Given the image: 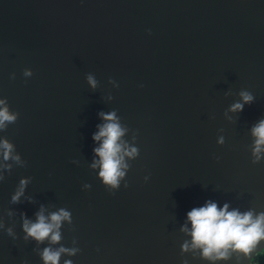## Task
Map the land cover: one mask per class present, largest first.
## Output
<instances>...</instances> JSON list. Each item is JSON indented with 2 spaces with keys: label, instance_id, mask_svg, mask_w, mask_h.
<instances>
[{
  "label": "water",
  "instance_id": "obj_1",
  "mask_svg": "<svg viewBox=\"0 0 264 264\" xmlns=\"http://www.w3.org/2000/svg\"><path fill=\"white\" fill-rule=\"evenodd\" d=\"M0 100L17 117L0 129V264L61 248L58 264H252L264 249L206 257L188 219L208 203L264 214V0H0ZM101 113L136 149L116 187L94 151ZM61 209L59 241L25 231Z\"/></svg>",
  "mask_w": 264,
  "mask_h": 264
},
{
  "label": "clouds",
  "instance_id": "obj_2",
  "mask_svg": "<svg viewBox=\"0 0 264 264\" xmlns=\"http://www.w3.org/2000/svg\"><path fill=\"white\" fill-rule=\"evenodd\" d=\"M25 75H31V72L26 71ZM88 82L93 87L96 85V81L92 76H88ZM241 96L245 102H250L253 98L250 94L242 92ZM0 104H4L3 100H0ZM242 104H234L232 110H242ZM105 120L109 123L99 126L100 130L93 136L94 140H100L103 138V142L100 147L94 149L95 153L100 157V177L103 178L105 184H110L112 187H116L119 183L118 178L124 176V172L121 171V167H127L123 164L124 155L133 156L136 154V149H125L123 154L121 144L118 143L120 137L123 135L124 130L120 125L115 122V113L104 114L101 113ZM16 115L9 113L7 106L0 108V129L6 128L7 123H13L16 120ZM253 135L257 137L255 144L256 148L254 152L258 154L261 150L260 146L264 145V120L252 129ZM0 148H2L4 159L7 160L12 155L13 145L7 140L0 141ZM15 160H19L18 156L12 157ZM258 158V157H257ZM96 164H93L95 167ZM21 181V189L13 197V201L18 200L19 196L23 192V184ZM70 219V214L61 209L58 213H52L50 220L46 222V218L43 212L37 214V222L30 223L25 220L24 229L29 236L34 237L38 241H42L51 234V241L53 243L60 240L59 227L62 220ZM188 219L192 224V239L193 247H202L203 254L206 257L212 258V254H216V258H226L227 249L242 251L245 255H248L256 247L258 242L264 239V214L259 215L253 219L252 213L247 212L240 214L237 211H227V205L223 209H218L215 203H208L204 207L193 208L188 213ZM187 248V245H185ZM223 249V251H222ZM68 251L61 248L59 251H52L45 249L43 252V259L48 264H58L60 252ZM75 251V250H71ZM70 264V262H66Z\"/></svg>",
  "mask_w": 264,
  "mask_h": 264
},
{
  "label": "trees",
  "instance_id": "obj_3",
  "mask_svg": "<svg viewBox=\"0 0 264 264\" xmlns=\"http://www.w3.org/2000/svg\"><path fill=\"white\" fill-rule=\"evenodd\" d=\"M252 264H264V249L253 258Z\"/></svg>",
  "mask_w": 264,
  "mask_h": 264
},
{
  "label": "rangeland",
  "instance_id": "obj_4",
  "mask_svg": "<svg viewBox=\"0 0 264 264\" xmlns=\"http://www.w3.org/2000/svg\"><path fill=\"white\" fill-rule=\"evenodd\" d=\"M257 255V254H256Z\"/></svg>",
  "mask_w": 264,
  "mask_h": 264
}]
</instances>
